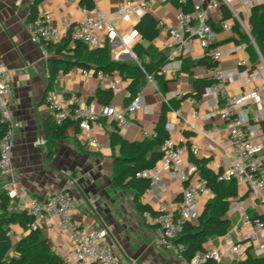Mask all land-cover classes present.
Masks as SVG:
<instances>
[{
  "label": "crops",
  "instance_id": "1",
  "mask_svg": "<svg viewBox=\"0 0 264 264\" xmlns=\"http://www.w3.org/2000/svg\"><path fill=\"white\" fill-rule=\"evenodd\" d=\"M126 1L128 0H96L95 9L113 14ZM33 2L34 0H23L18 4L16 0H0V60L12 71L10 110L13 119L20 123L15 130L12 149L13 171L18 190L26 197L43 198L63 190L65 185L75 178L77 183L73 192L77 208L74 218L88 230L99 227L106 229L110 245L122 264H181L174 253L160 243L158 226L146 223L137 209L135 192L130 188H121L114 184L115 158L120 154V147L116 146L113 151L110 137L114 131H118L126 141L131 143L143 142L152 137L161 119L164 104H166L169 108L166 114V128L168 132L172 130L173 139L178 144L188 142L200 147L198 155L188 153L184 156L187 170L189 171L191 166L195 165V159L206 160L207 166L215 174L217 166L220 169L227 167L231 161L230 152L220 148L211 150L200 130L190 128L185 123L186 118L193 120L194 110L208 113L212 109L213 101L201 96L204 86L198 88L196 84L198 80L209 78L210 60L189 56L187 58L193 62L190 69H183L182 63L178 74H163L167 80L164 93L157 80L154 79L153 83L147 79L140 90L144 97L145 108L129 116L131 123L125 132L119 130L113 118H102L101 126L98 127L101 146L99 151L91 150L84 144L80 136L81 130L75 121H67L63 124L67 125L65 136L57 140L53 149L50 150L47 145L45 123L49 119H54V116L46 104V94L49 91L47 61L55 56L49 49L48 43L33 42L26 29V23L30 21L28 19L32 13ZM203 3L207 6V0H203ZM180 8L181 4L178 0L152 1L147 11L158 19L159 30V36L153 43L144 39L140 33L134 44L126 42L127 36L134 30L137 31L140 18H134L120 21L117 26L119 35L112 40L105 39L102 45L108 41L112 59L121 63L140 65L142 62L157 61L161 57L168 60L170 50L162 46L168 34L159 26V21L164 20L170 26H175L177 24L176 15ZM95 9L91 10L92 14ZM209 12L210 22L218 25L219 12ZM220 12L223 14L222 8ZM35 15L40 18L50 17L52 23L59 25L63 21L81 20L86 13L78 0H43L37 6ZM218 32V42L223 46L235 38L239 39L236 32L230 33L221 29ZM241 43L244 44V49L225 56L222 61L223 66L233 67L239 59H245L249 69L255 66L258 59L255 45L250 43L252 46H249L245 41ZM138 50H141L140 56ZM194 52L195 54L203 52L198 42L194 44ZM199 61L201 63H198ZM77 68L83 70L80 67ZM111 73L122 76L118 70ZM125 82L128 86L129 81L125 80ZM252 87L254 85H248V88ZM99 88L102 87L95 76L85 77L81 71L74 73L71 69L67 73L62 72L58 75L52 89L65 97L76 93L100 107L103 103L96 97ZM226 88L232 94L243 92V87L238 82L227 83ZM176 91H180L182 97L173 96ZM167 95L171 96L168 102L165 101ZM110 104L122 108L126 105V99L122 95L114 94ZM179 109L182 110L181 115L177 113ZM197 124L200 129L206 130L217 127L222 137H227L229 134L228 123L218 116L205 121H197ZM40 139H44L45 142H38ZM197 175H200L199 172L190 174V178H195ZM7 181L8 177L0 175V214L3 212L1 194L6 192ZM238 186V195L240 193L243 195L242 202L249 209L251 199L246 194L247 186L243 183H238ZM161 189L164 191L161 192ZM160 197L168 205L178 208L182 200L181 182L164 175L162 187L154 188L149 194L144 192L141 202L150 207L156 215ZM209 199L201 200L200 212ZM11 203L14 207L13 212L24 211L19 199L10 200ZM263 211L264 207L261 204L256 209H249L251 216L256 218ZM228 218L230 220L228 231H232L236 237L237 232L242 228L241 213L229 209ZM35 222L42 238L47 241L54 252L62 259L67 258L70 246L68 234L62 233L47 216H40L35 219ZM11 228L14 229L15 237L10 239L12 248L7 254L8 260L20 257L21 254L17 251L16 245L32 232L29 226L24 227L20 221L14 222ZM222 237L210 238L204 245V251L220 247ZM263 257L264 255L257 256L248 253L240 260L225 257L220 263L239 264L248 258Z\"/></svg>",
  "mask_w": 264,
  "mask_h": 264
},
{
  "label": "built area",
  "instance_id": "2",
  "mask_svg": "<svg viewBox=\"0 0 264 264\" xmlns=\"http://www.w3.org/2000/svg\"><path fill=\"white\" fill-rule=\"evenodd\" d=\"M23 0H16L20 4ZM76 1V0H72ZM153 0H128L122 3L116 12L107 14L101 9H95L93 14L88 8H83L86 16L81 20L66 22L59 25L51 22L50 17L40 18L26 23V29L33 42L42 44L47 41L60 42L70 38L72 43L82 41L91 49L103 44L105 39H114L119 35L118 23L134 18H141L151 6ZM167 1V0H164ZM181 8L177 12V24L170 26L164 20L159 21V26L168 36L162 46L170 50L166 63L161 67L162 74H178L181 71L183 60L189 56L193 58H207L210 60L209 78L212 82L204 86L201 96L209 98L212 109L208 113L199 110L192 112V118L185 119L186 125L198 129L207 140L211 150L217 148L230 152L231 161L223 169L216 167V175L219 181L236 180L247 186V196L251 199L249 209H256L258 205L264 207V130L261 124L264 121V53L259 49L253 36V26L250 22L253 7L264 4V0H207L204 6L203 0H193V8L184 10L183 6L188 0H178ZM227 7L229 18H224L220 9ZM209 11H218V25L222 31L235 33L237 24L245 33L250 43L254 44L258 53V59L252 69L247 67L245 59H239L235 66L225 67L222 61L225 56L244 49V44L235 40L226 46L219 44L216 30L210 22ZM238 36V34L236 33ZM138 31L134 30L125 39L127 43L134 44ZM198 42L202 47L201 54H195L194 44ZM85 77L95 76L102 88L110 89L116 95H122L125 99L132 98L127 88L125 79L103 69L80 70L77 67L72 72H80ZM148 81L154 83L152 75H148ZM12 71L0 60V123H6V130L0 137V175L8 177L5 184L6 193L11 201L19 199L24 211L34 218L29 224L32 230H37L35 219L40 216L49 217L62 233H67L70 240L68 256L58 264H122L114 253L108 231L102 227L88 230L75 218L77 208L74 196V188L77 180L71 179L63 190L47 197H26L18 190V183L14 176L12 149L14 145L15 130L20 123L13 119L10 110L12 97ZM238 82L243 87L241 94H232L227 88V83ZM248 85H254L248 88ZM173 96L182 97L180 91ZM171 98L165 96V101ZM46 104L51 110L57 124L63 125L67 121H75L81 130L80 136L84 144L91 150L99 151L101 146L98 137V127L104 117L113 118L121 132L130 125L129 116L145 108L142 93H137L131 102L122 108L114 104H103L98 107L93 102H88L82 96L73 93L70 97L60 95L54 89L46 94ZM179 115L182 110L177 111ZM218 116L228 123L229 134L222 137L219 129H200L197 121H205ZM169 137L162 145L163 155L155 166L145 168L137 172L136 176L146 178L150 185L145 193H152L154 188L162 187L164 175L176 178L181 182L182 200L178 208L168 205L159 198V207L156 215L145 211L143 217L148 224H156L159 231V241L163 247L174 253L181 264H214L220 263L225 257L240 260L253 253L257 256L264 255V211L253 218L249 209L243 204L240 193L231 200L230 210L241 213L242 228L236 237L232 231H228L222 237L220 247L196 253L191 259H186L183 250L184 245L178 241L184 224L187 221L197 219L200 210L199 205L203 198H211L214 195L213 188L206 178H190V174L197 172L195 165L188 171L184 156L188 153L199 154L200 147L184 142L178 144ZM38 142L44 143V139ZM164 191L161 189V192ZM13 204L7 206V211H13ZM9 239L15 237L14 229L7 231Z\"/></svg>",
  "mask_w": 264,
  "mask_h": 264
},
{
  "label": "trees",
  "instance_id": "3",
  "mask_svg": "<svg viewBox=\"0 0 264 264\" xmlns=\"http://www.w3.org/2000/svg\"><path fill=\"white\" fill-rule=\"evenodd\" d=\"M42 1L34 0L32 13L28 20L31 21L37 18L35 11ZM78 1L83 8H88L89 10L96 8V0ZM183 8L186 11L192 10L193 1L188 0ZM222 9L224 18H229L231 14L227 7L224 6ZM250 22L253 26L255 41L264 53V4L252 8ZM212 25L216 30L221 29L217 24ZM234 30L239 38H235V41H245L249 46H252L248 36L241 31L237 24L234 26ZM137 31L144 39L153 43L159 36L158 19L151 12L146 11L137 24ZM46 43H48L49 49L53 51L55 56L50 57L47 61L49 90L53 88L54 82L60 73H67L75 67H80L95 71L99 69H103L106 72L120 71L123 78L129 81L127 87L132 94V98L140 92L148 79V75H152L158 81L163 93L166 92L167 80L161 73V67L167 61L165 57H161L157 61L150 63L142 62L140 65L129 64L117 62L112 59L108 41L104 45L94 49H91L82 41L72 43L70 38H65L60 42L47 41ZM138 55H141V50H138ZM198 63H201V61ZM192 66L193 62L190 59L185 58L183 60V69H190ZM211 82L212 80L210 78H205L196 81V84L200 88L209 85ZM96 97L103 104H110L114 98V92L110 89L99 88ZM132 98L126 99V105L131 102ZM168 109V106L164 104L162 116L156 127L155 134L143 142H128L118 131L112 132L110 137L113 151H115L116 146L120 147V154L115 158L116 173L114 184L121 188H130L135 192L136 206L142 215L145 211H151L154 215L153 210L141 202V197L150 185V182L146 178L137 177L136 174L142 169L155 166L163 155L162 145L169 137V132L166 128V114ZM76 124L78 125L77 122ZM261 125L264 130V121ZM6 127V123H0V137L6 130ZM66 128L67 125H59L53 118L46 121V139L50 150L53 149L57 140L65 136ZM195 165L200 177L208 179L209 185L213 188L214 196L207 201L196 220L187 221L184 224L178 241L184 245L183 253L186 259H191L196 253L204 251L205 243L213 236H223L228 232L230 226L228 211L231 200L239 193L237 181H219L214 171L207 166L206 160L195 159ZM1 199L3 212L0 214V264H58L62 258L42 238L38 229L32 230L28 237L22 239L16 245L17 251L21 254L20 257L11 260L7 259V254L12 248L7 231L16 221H20L24 227H28L34 221V218L25 211H7L10 199L6 192L1 194ZM253 218L255 219L256 217ZM214 264L221 263L214 262ZM239 264H264V257L257 259L248 258L247 260L239 262Z\"/></svg>",
  "mask_w": 264,
  "mask_h": 264
}]
</instances>
